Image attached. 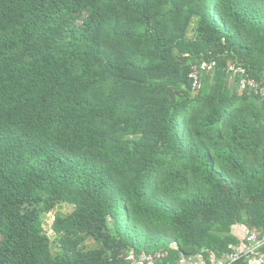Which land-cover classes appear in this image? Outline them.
I'll return each instance as SVG.
<instances>
[{
  "label": "trees",
  "instance_id": "obj_1",
  "mask_svg": "<svg viewBox=\"0 0 264 264\" xmlns=\"http://www.w3.org/2000/svg\"><path fill=\"white\" fill-rule=\"evenodd\" d=\"M230 64L264 85V0H0V264L221 254L232 224L264 228V101Z\"/></svg>",
  "mask_w": 264,
  "mask_h": 264
},
{
  "label": "built area",
  "instance_id": "obj_2",
  "mask_svg": "<svg viewBox=\"0 0 264 264\" xmlns=\"http://www.w3.org/2000/svg\"><path fill=\"white\" fill-rule=\"evenodd\" d=\"M215 61L202 59L199 63H191L188 77L191 80L192 90L199 86V78L203 72L214 68ZM227 72L232 77L239 78L242 89L252 93L264 101V85L253 78L248 71L236 64H230ZM230 234L234 242L228 245L226 251L221 254L214 252H199L187 255L178 249L175 242L167 248L155 251H141L134 253L130 251L126 260L129 264H161L169 256L170 250H177L178 256L173 264H232L238 260H244L247 264H264V228L250 227L243 222H237L230 226ZM170 264V263H166Z\"/></svg>",
  "mask_w": 264,
  "mask_h": 264
},
{
  "label": "rangeland",
  "instance_id": "obj_3",
  "mask_svg": "<svg viewBox=\"0 0 264 264\" xmlns=\"http://www.w3.org/2000/svg\"><path fill=\"white\" fill-rule=\"evenodd\" d=\"M71 209H72V207L70 205L61 204V205L57 206L53 211L46 213L45 216H44L43 226H44L45 231L47 232V235L49 236V239H50V250H51V254L53 256L56 255L58 253V251H59V247H58V245L56 243L57 236L50 228L51 222L53 220L54 213L56 211H59V212H62V213H67ZM91 245H93V242L92 241H88L87 242V246H91Z\"/></svg>",
  "mask_w": 264,
  "mask_h": 264
}]
</instances>
